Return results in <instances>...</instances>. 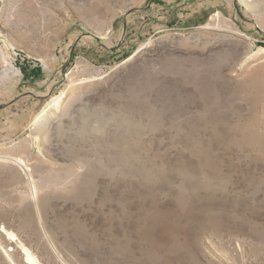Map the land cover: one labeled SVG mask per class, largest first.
<instances>
[{
    "label": "rangeland",
    "instance_id": "rangeland-1",
    "mask_svg": "<svg viewBox=\"0 0 264 264\" xmlns=\"http://www.w3.org/2000/svg\"><path fill=\"white\" fill-rule=\"evenodd\" d=\"M0 264H264V0H0Z\"/></svg>",
    "mask_w": 264,
    "mask_h": 264
},
{
    "label": "trees",
    "instance_id": "trees-1",
    "mask_svg": "<svg viewBox=\"0 0 264 264\" xmlns=\"http://www.w3.org/2000/svg\"><path fill=\"white\" fill-rule=\"evenodd\" d=\"M21 72L23 75L24 80H33V79H38L39 78V69H31V68H23L21 67Z\"/></svg>",
    "mask_w": 264,
    "mask_h": 264
},
{
    "label": "bare ground",
    "instance_id": "bare-ground-1",
    "mask_svg": "<svg viewBox=\"0 0 264 264\" xmlns=\"http://www.w3.org/2000/svg\"><path fill=\"white\" fill-rule=\"evenodd\" d=\"M38 124H39V123H38ZM14 161H15V160H14ZM16 161H17V160H16ZM18 161H19V160H18ZM21 162H22V161H21ZM18 163H19V162H18ZM19 164H20V163H19ZM26 258H27V260H29V261H30V258H28V257H26ZM27 260H26V261H27Z\"/></svg>",
    "mask_w": 264,
    "mask_h": 264
}]
</instances>
